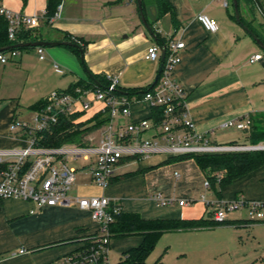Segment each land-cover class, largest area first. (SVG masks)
<instances>
[{
  "label": "crops",
  "instance_id": "crops-1",
  "mask_svg": "<svg viewBox=\"0 0 264 264\" xmlns=\"http://www.w3.org/2000/svg\"><path fill=\"white\" fill-rule=\"evenodd\" d=\"M168 1L175 9L176 28L169 14L157 18L155 4L145 8L142 0L145 19L155 29L156 41L142 25L135 0H66L58 20L39 19L37 26L24 29L36 42L74 40L85 45L83 61L93 75L117 77L118 89L139 94L154 86L160 66V58L158 61L144 59L147 48L158 45L157 37L184 43L174 76L186 94V109L195 130L205 134L210 144L252 146L248 132L221 129L220 125L231 119L264 117V52L231 18L233 12L228 8V0L227 7L223 6V0ZM260 1L264 14V0ZM0 5L28 17L40 16L47 10V0H0ZM230 5L232 7V0ZM199 14L214 19L218 30L214 33L205 31L195 19ZM241 15L247 21L253 20L254 25H264L258 11L251 12L248 6L242 5ZM42 48L43 60L39 59L36 47H26L14 56L6 51L7 61L0 63V149H18L26 145L22 126L32 125L35 104L55 91H65L79 80L89 79L78 56L68 46ZM256 54H260L261 59L250 62ZM54 64L59 66L61 73L54 69ZM126 98L131 103V115L119 119L120 124L150 116V108L140 101L141 95ZM102 107L98 101H90L86 109L77 103L70 115L78 114L74 122L83 123L99 113ZM103 128L90 132L82 142L86 146L97 143ZM167 159L164 155L144 160L123 159L105 190L92 183L84 169L87 163H84L76 168L72 193L80 197L105 195L121 205L122 213L138 214L143 219L208 218L211 210L205 204L206 195L211 202L238 198L264 201V165L219 187L218 193L212 189L214 197L208 195L211 188L205 186L207 180L193 159L164 163ZM154 195L184 198L188 205L158 207L152 199ZM243 210L248 214L246 219L232 212L227 214L224 223L212 229L170 232L162 236L176 234L182 243L183 240L193 243L200 233L252 225L248 211ZM229 214L232 216L228 218ZM32 218L50 224L62 221L64 232L55 242L47 240L45 244L18 237L13 228ZM258 221H264V215ZM95 230L89 214L77 208L38 209L25 201L0 200V264H50L78 249ZM82 236L84 239H80ZM131 238H137L133 245L126 243ZM112 242L121 256L124 251L138 246L141 238L111 239ZM21 249L24 253H19ZM157 260L164 264L161 258Z\"/></svg>",
  "mask_w": 264,
  "mask_h": 264
},
{
  "label": "built area",
  "instance_id": "built-area-1",
  "mask_svg": "<svg viewBox=\"0 0 264 264\" xmlns=\"http://www.w3.org/2000/svg\"><path fill=\"white\" fill-rule=\"evenodd\" d=\"M60 0L53 14L49 17L46 11L40 16L30 17L21 13H13L0 5V16L8 23V39L14 41L19 28L37 26L39 19L47 22L58 20L61 16L63 3ZM227 0L223 6L227 7ZM258 13L264 19L263 13ZM196 21L201 27L214 33L218 30L217 22L206 15L199 14ZM160 48L152 45L147 48L144 59L158 61ZM165 48V57L158 79L153 88L141 95V102L150 109L159 108L162 118L159 122L153 119H137L120 124L119 119L131 115L130 100L115 94L118 78L106 76L108 82L105 89L76 88L74 94L55 91L46 98V105L41 111H35L32 125H23L26 135V145L18 149H0V200H18L33 204L35 208L59 207L77 208L86 211L96 230L88 244L82 243L75 251L62 256L50 264H111L108 258L110 248V225L115 217L122 212L121 205L114 203L105 195L80 197L72 193L76 169L67 163L70 159L83 158L84 168L91 177L92 183L99 189L105 190L114 175L116 166L126 158L144 160L151 156L164 155L167 157L185 154L202 155L228 152L249 151V147L240 145H212L207 136L198 133L186 109V94L174 76L175 68L181 62V51L184 43L169 40ZM40 60L44 59L42 47H36ZM14 56L17 51H7ZM261 59L260 54L250 58V62ZM7 56L0 53V63H5ZM54 69H61L54 64ZM91 96L102 103L100 112L107 111L109 121L104 125L102 135L97 143L85 146H60L47 148L38 145L36 135L50 131L58 122L60 116H68L75 110L77 103L86 109L89 102L83 101ZM251 126L249 117L231 119L220 125L221 129L233 128L248 132ZM93 142V139H89ZM178 176V175H176ZM208 186V183H205ZM156 206L179 207L188 205V200L177 197H152ZM210 217L215 222H224L228 213L239 209L248 211L251 221L262 219L264 201H246L238 198L233 201L207 202ZM32 214L33 211H30ZM87 239V238H86ZM24 253V250H19ZM264 261V255L262 257ZM124 257L119 256L122 264Z\"/></svg>",
  "mask_w": 264,
  "mask_h": 264
},
{
  "label": "trees",
  "instance_id": "trees-1",
  "mask_svg": "<svg viewBox=\"0 0 264 264\" xmlns=\"http://www.w3.org/2000/svg\"><path fill=\"white\" fill-rule=\"evenodd\" d=\"M60 0H47V17L51 16L55 11L56 6ZM154 4L157 9V18L169 14L171 17L172 25L177 27V19L175 15V9L168 0H154ZM238 10L240 14L241 23L246 26L261 42L264 44V25H254V21H247L241 15L242 5L248 6L249 11L254 12L258 9L262 12L263 3L260 0H237ZM142 7H144L142 3ZM263 13V12H262ZM264 15V14H263ZM231 18L234 19L233 13ZM235 21V19H234ZM236 22V21H235ZM257 28L262 29L261 32ZM8 23L0 16V49L3 47H11L19 43L36 42L35 38H31L29 31L23 27L19 28L14 41L8 39ZM151 31L156 33L155 29L151 27ZM72 43L77 44L84 52L85 45H79L74 40ZM167 40L157 37V44L159 47H166ZM70 48L79 58L80 63L84 64V61L80 58V52L73 47ZM22 48H13L8 51H19ZM5 53V52H1ZM100 86H97L90 79L87 81L79 80L75 84H72L69 89L63 91L64 93L74 94L76 88L88 89L99 88L105 89L108 82L104 76L93 75ZM153 87L147 88V90ZM147 90H144V94ZM115 94L119 96L130 95H142L135 91H123L120 89L115 90ZM46 105V99L35 104L32 109L35 111H41ZM151 114L146 119H153L156 123L162 118V113L159 108L150 109ZM78 114L69 116H60L57 124L47 132H40L36 135L38 139V145L47 148H57L65 144H77L85 146L82 139L90 132L96 130L99 127L104 126L109 121L107 111H103L95 114L91 119L83 123H75L74 120ZM251 126L248 131L250 143L252 146L258 145L264 141V117L258 119H252ZM234 145V144H230ZM193 159L200 171L205 176L208 186L211 189H215L216 186L224 187L229 185L234 179L239 178L259 167L264 165V150L243 151V152H228L217 154H202L193 155L185 154L179 156L168 157L164 163H171L173 161H182ZM124 160H130L126 158ZM221 174V175H219ZM220 176V177H219ZM208 215V218L199 219H143L138 214L133 213H120L115 217L114 222L110 225V237L111 239H122L127 237H140L141 243L138 246L132 247L122 253L124 262L122 264H147L146 260L151 254L155 245L160 237L165 233L179 232V231H198L207 230L217 227L224 222H215ZM90 239H85L83 243L88 244ZM152 264H161L160 261H155Z\"/></svg>",
  "mask_w": 264,
  "mask_h": 264
},
{
  "label": "rangeland",
  "instance_id": "rangeland-1",
  "mask_svg": "<svg viewBox=\"0 0 264 264\" xmlns=\"http://www.w3.org/2000/svg\"><path fill=\"white\" fill-rule=\"evenodd\" d=\"M228 3V8L233 12L230 5L231 0H228ZM152 4L154 5V0H144L145 8ZM83 100L95 101L91 96ZM262 143L264 141L259 143L260 146H264ZM212 144L216 145L215 143ZM70 145L77 146V144H65L63 146ZM67 163L70 167L78 169L84 163L86 164V161L79 158L75 161L70 159ZM219 190V186H216L215 191L218 193ZM211 194L216 197L212 189L208 195L211 196ZM206 197L207 202H209L210 197L207 195ZM234 213L245 219L248 217V214L242 209ZM231 216L232 214H229L228 218ZM251 223L252 225L248 224L245 227H222L197 234L198 236L193 239V243L190 241L185 243V240H183L184 244L181 242L180 236L166 234L158 240L146 263L151 264L157 258H161L164 264H264L262 260L264 255V221H251ZM61 224L62 221L50 224L43 219L32 218L19 222L13 229H16L15 233L18 237L29 238L31 242L37 241L39 244H45L44 242H48L47 240L55 242L62 235L64 231ZM80 239H84V236ZM136 240L137 238L127 239L126 243L133 245ZM108 258L111 264L119 262V254L115 251L113 242L110 243Z\"/></svg>",
  "mask_w": 264,
  "mask_h": 264
},
{
  "label": "water",
  "instance_id": "water-1",
  "mask_svg": "<svg viewBox=\"0 0 264 264\" xmlns=\"http://www.w3.org/2000/svg\"><path fill=\"white\" fill-rule=\"evenodd\" d=\"M136 1V6H137V10H138V14L140 17V21L142 23V25L144 26V28L146 29V31L149 33V35H151L153 37V39L156 41V37L154 35V33L151 31V27L148 25L144 13H143V7H142V0H135ZM232 9H233V16L235 21L241 26V28L251 37V39L256 43V45L264 52V44L261 42L260 39H258L246 26H244L241 21H240V14H239V10H238V4H237V0H232ZM50 47V46H68V47H73L79 50L80 52V58L83 61V51L82 49L75 43L72 42H46V41H38V42H32V43H19L16 45H13L11 47H3L0 49V53L1 52H6L10 49L13 48H26V47ZM165 57V48L162 46L160 48V66L157 72V75L154 78L153 84L157 81L158 79V74L161 71V67H162V63ZM82 68L83 71L85 72L86 76L93 82L95 83L97 86H100V84L97 82V80L94 78L93 74L87 69V67L85 66V64H83L82 62ZM254 150H264V146H250L249 147V151H254Z\"/></svg>",
  "mask_w": 264,
  "mask_h": 264
}]
</instances>
